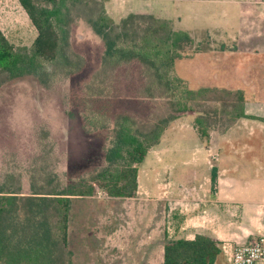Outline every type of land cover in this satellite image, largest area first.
<instances>
[{
	"label": "rangeland",
	"instance_id": "obj_1",
	"mask_svg": "<svg viewBox=\"0 0 264 264\" xmlns=\"http://www.w3.org/2000/svg\"><path fill=\"white\" fill-rule=\"evenodd\" d=\"M199 1L208 0H185L192 7L185 15L182 0H151L150 12L140 13L168 19L175 30L188 26L191 33H197L191 50L186 48L184 58L175 63V76L193 90L209 87L202 75L209 64L214 66L219 59L217 53L211 56L205 53L211 44L208 31H193L192 9ZM98 2L90 0L89 8L80 3L73 10L70 33L74 36L66 49L72 66L47 64L44 73L38 76L13 77L0 70V196L12 195L23 200L34 197L30 214L38 217L44 227L53 215L51 207L44 205L49 203L45 199L83 182L89 183L106 166L105 153L111 145V130L119 113L129 114L141 132L150 130L165 117L181 114H174L166 99L149 100L140 95L147 89L153 94L165 91L152 83L151 72L142 64L132 61L120 66L104 64L102 40L86 22V18L101 9L103 4ZM228 10L225 33L243 36L264 33V0H232ZM0 29L15 47H31L37 37L18 0H0ZM249 38L242 39L249 45ZM238 50L242 53V43ZM238 55L227 54L226 60L231 64ZM225 87L217 88L238 90L237 84ZM244 88L252 89L249 90L252 93L255 87ZM255 89L261 91L262 87ZM242 91L246 100V91ZM221 108L222 104L215 102H200L197 107L201 113L205 112L210 132H224L226 120L216 114ZM168 140L176 142L177 136L171 135ZM160 144L150 149L139 168V188L134 198L110 197L102 189H97L92 197L72 198L68 248L74 253L75 264H145L139 253L145 248L144 224L149 219L146 213L153 212L151 222L155 229L164 204L161 187L167 182V173L156 164ZM248 183L252 186L247 197L259 200L263 195L262 182ZM221 202L225 204L223 201L218 204ZM242 204L237 202L243 206V212L234 213L231 223L244 238L240 242L219 241L222 254L216 264H230L231 250L237 244L264 236V199L257 204ZM20 217L26 221L22 212ZM217 217L223 218L225 224L230 222L224 216ZM159 237L151 246V264L163 263L156 247Z\"/></svg>",
	"mask_w": 264,
	"mask_h": 264
},
{
	"label": "trees",
	"instance_id": "obj_2",
	"mask_svg": "<svg viewBox=\"0 0 264 264\" xmlns=\"http://www.w3.org/2000/svg\"><path fill=\"white\" fill-rule=\"evenodd\" d=\"M18 1L36 29L37 37L31 47H15L0 30V70L20 77L25 74L38 76L44 73L47 64L72 66L66 49L70 46L73 10L80 3L89 8L90 0ZM92 3L99 2L92 0ZM86 22L102 40L104 64L120 66L130 61L142 64L151 72L152 83L158 88L164 87L165 91L153 94L147 89L140 95L149 100H168L174 114L197 113L194 126L202 140L209 139L210 128L205 112L197 110L200 102L222 104L216 114L226 120L223 131L247 117L242 90L217 87L193 90L175 76L176 61L184 58L186 48L191 50L194 41L187 31L175 30L168 19L131 13L116 23L101 5L96 14L86 18ZM176 116L165 117L150 130L141 132L129 114L119 113L111 130V145L105 153L106 166L89 183L83 182L78 187L45 199L49 203L44 205L53 211L47 227L30 214L34 208V197L23 200L1 195L0 264H73V253L68 248L72 198L92 196L97 189L114 198L135 197L141 164ZM20 212L26 221L21 219ZM221 254L219 241L197 235L191 241L178 239L168 242L164 247L163 264H216Z\"/></svg>",
	"mask_w": 264,
	"mask_h": 264
},
{
	"label": "crops",
	"instance_id": "obj_3",
	"mask_svg": "<svg viewBox=\"0 0 264 264\" xmlns=\"http://www.w3.org/2000/svg\"><path fill=\"white\" fill-rule=\"evenodd\" d=\"M100 1L106 14L116 23L131 13L150 12L148 9L151 6V0ZM184 1L182 0L181 5L183 15L192 8ZM231 2L232 0H208L193 4V31H208L206 34L211 44L205 53L210 56L217 53L219 56L218 63L214 66L209 64L205 68L201 79L209 87L237 84L238 90L246 91L244 87L260 86L262 89L260 91L254 88L252 93L249 91L252 89H248L245 100L247 117L238 120L224 132H210L209 141L202 140L194 126L197 113H181L169 124L161 137L160 159L156 161L167 173V182L161 187L164 204L160 223L155 229L151 222L153 212L146 213L149 219L144 224L145 248L139 253V259L145 264L152 263L151 246L159 236L160 241L156 243V247L162 262L165 245L178 239L191 241L197 235H203L215 241L228 239L240 242L244 237L240 229L231 223L234 213L243 212V206L237 205V202L257 204L264 199V33H248L247 36H243V33H225L228 29H225L224 23L229 16ZM19 6L29 20L20 3ZM30 24L33 26L31 21ZM183 30L193 39L197 37V33H191L192 28L187 26ZM34 33L37 34L36 29ZM73 36L74 33H70V40ZM243 37H250L249 45ZM241 43L242 53L238 50ZM247 46L249 48L244 49ZM235 53L240 55L230 64L226 60L227 54ZM171 135L177 136L176 142L166 141ZM251 180L262 182L263 195L259 200H249L247 197L252 186L248 182ZM220 201L225 204H218ZM71 210L70 208L69 219ZM217 215L224 216L230 222L223 223V218L220 220Z\"/></svg>",
	"mask_w": 264,
	"mask_h": 264
},
{
	"label": "built area",
	"instance_id": "obj_4",
	"mask_svg": "<svg viewBox=\"0 0 264 264\" xmlns=\"http://www.w3.org/2000/svg\"><path fill=\"white\" fill-rule=\"evenodd\" d=\"M229 261L230 264H264V236L237 244Z\"/></svg>",
	"mask_w": 264,
	"mask_h": 264
}]
</instances>
